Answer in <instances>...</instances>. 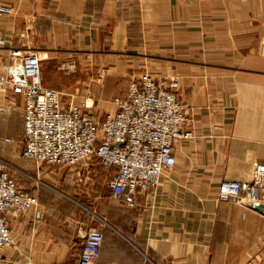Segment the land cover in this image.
Segmentation results:
<instances>
[{
  "label": "crops",
  "instance_id": "crops-1",
  "mask_svg": "<svg viewBox=\"0 0 264 264\" xmlns=\"http://www.w3.org/2000/svg\"><path fill=\"white\" fill-rule=\"evenodd\" d=\"M0 9V75L13 50L41 54L43 85L90 94L101 121L128 79L158 72L163 84L178 81L193 135L133 208L108 187L95 190L94 178L110 175L96 159L55 166L72 176L52 175L51 185L21 159L32 176L20 189L36 203L7 215L13 243L0 264H80L91 229L103 234L95 264H264V210L217 200L222 182H245L264 163V0H0ZM71 63L80 73H59ZM22 108L0 93V156L9 161L23 148ZM89 180L85 204L77 183Z\"/></svg>",
  "mask_w": 264,
  "mask_h": 264
},
{
  "label": "built area",
  "instance_id": "built-area-1",
  "mask_svg": "<svg viewBox=\"0 0 264 264\" xmlns=\"http://www.w3.org/2000/svg\"><path fill=\"white\" fill-rule=\"evenodd\" d=\"M6 12L0 9V16ZM11 59L0 75V93L23 101L21 158L67 168L96 159L110 170L111 195L128 208L135 206L139 193L157 188L162 174L174 168L175 145L193 138L186 129L189 108L176 93L177 80L162 84L148 73L131 78L124 93L114 98V112L98 121L90 112V94L43 85L41 54L13 50ZM67 68L75 69V64ZM217 200L241 207L264 206V163H256L245 182H222ZM35 203L0 160V252L13 243L7 215L27 212ZM102 241L99 229L85 234L80 264L96 263Z\"/></svg>",
  "mask_w": 264,
  "mask_h": 264
},
{
  "label": "rangeland",
  "instance_id": "rangeland-1",
  "mask_svg": "<svg viewBox=\"0 0 264 264\" xmlns=\"http://www.w3.org/2000/svg\"><path fill=\"white\" fill-rule=\"evenodd\" d=\"M48 66H50V65H48ZM58 67L61 69L59 73H65V74H68V75H73V74H76V73H80L79 72V67H77L75 69H68L66 64H63V65L59 64ZM147 73L150 74L157 82H159L158 78H156V75H158V72L156 73V72L147 71ZM58 79H59L58 82L62 84L63 80H61L60 77H58ZM129 80L130 79L127 80V83H128ZM127 83H126V85H127ZM159 83H162V82H159ZM58 91H61V90H58ZM62 92H66V91H62ZM80 93L81 92H79V90H78V92H75V94H79V95H80ZM4 136L6 137V140L9 139L11 142H14V140L8 138V137H10V134L8 132H6V134H4ZM20 143H21V141H20ZM20 152H21V149L19 148L16 157L13 160H11V161L5 159L3 156H0V160L3 161L7 165V169H8V172H9L10 176L12 177V179H14V181L17 183L19 188L21 187V184L18 183L19 181H23V180L26 181V182L30 181V178H28V176H32V175H30L31 174L30 171L26 172L25 168L27 169V167L23 166V161L21 160L22 158H21ZM86 164H84V165H86ZM84 165H81V167L84 166ZM35 167H36L37 173H39L40 175L44 176V178L41 179V180H43L44 182L48 183V185L54 184V183H51L49 181L50 180L49 177H51L52 175H58V173H59L61 175L62 174L63 175H68L70 177L72 176L70 174L69 170H68L70 168H68V169L56 168L55 166L46 165V164H37ZM21 171H23V172H21ZM107 180H108V178L106 179L105 176H103L101 174H98L94 178V180L92 182L94 184V186H95V190L100 191V192L107 191L106 190L107 189ZM92 183H90V180H89V182H87L85 184L77 183L79 185L78 186V189H79L78 191L81 192L80 201L82 203L89 204L90 201L87 200L88 196L85 194V191L88 189V187Z\"/></svg>",
  "mask_w": 264,
  "mask_h": 264
},
{
  "label": "water",
  "instance_id": "water-1",
  "mask_svg": "<svg viewBox=\"0 0 264 264\" xmlns=\"http://www.w3.org/2000/svg\"><path fill=\"white\" fill-rule=\"evenodd\" d=\"M255 208L259 211H263L264 210V206L263 205H258V206H255Z\"/></svg>",
  "mask_w": 264,
  "mask_h": 264
}]
</instances>
